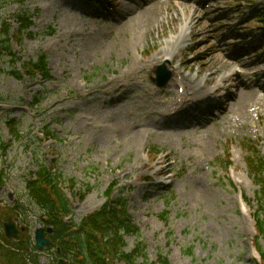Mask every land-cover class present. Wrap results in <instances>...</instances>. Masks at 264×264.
Wrapping results in <instances>:
<instances>
[{
	"label": "rangeland",
	"instance_id": "obj_1",
	"mask_svg": "<svg viewBox=\"0 0 264 264\" xmlns=\"http://www.w3.org/2000/svg\"><path fill=\"white\" fill-rule=\"evenodd\" d=\"M66 2L0 0V32L5 22L12 26L11 49L22 58L13 68L10 58L0 59L4 70L0 74L2 208L10 211L18 202L26 207L28 223L22 217L19 222L15 212L8 216L31 235L44 226L41 212L26 193L29 174L44 164L67 181L76 180L73 217L77 222L98 211L115 184L113 198L120 194L130 197L129 212L141 235L140 240L127 238L126 251L143 242L150 261L163 254L172 264H262L256 242L264 253V239L255 238L257 216L264 218V185L251 162L256 157L264 159V107L258 106L256 112L250 109L248 117H237L233 100L228 112L208 124H173L168 115L190 102L194 84L187 81L181 95L176 84L179 77L172 76L167 87L158 88L151 80L156 77V65L141 66L168 47L180 33L181 23H169L163 17L164 29L158 23L147 33L132 37L120 32L111 19L94 18L82 7ZM207 5L209 15L203 16L202 10L198 19V30L206 34L196 37L192 33L188 38V46L199 44L198 51L178 52L167 69L217 49L218 40L231 34L221 43L222 53L214 51L216 62L196 61L181 70L187 76L202 71L201 83L212 88L219 81L217 70H240L239 62H256L241 71L255 81L264 106V18L259 16L264 0H213ZM117 6L119 12L137 3L121 0ZM24 10L33 15L31 31L35 34L22 35L20 42L14 37L16 16ZM240 22L242 27L236 28ZM210 27L215 33H208ZM212 34L216 37L206 43ZM125 40L134 43L124 49ZM238 50L249 54L239 57V62L226 57L237 56ZM41 53L49 56L51 82L28 77L19 81L9 74L13 69L21 71L23 63ZM132 60L142 64L139 69L128 68L133 67ZM210 75L214 81L204 82ZM242 80L247 79L223 83L227 89L223 92H235L234 86ZM37 97L40 103L35 105ZM133 130L140 138L129 143L126 136ZM47 132L55 136L48 137ZM165 168L173 174L170 190L159 186L166 174H158ZM88 187L90 192L80 201L79 195ZM69 189L67 184L72 198ZM51 263L45 253L42 264Z\"/></svg>",
	"mask_w": 264,
	"mask_h": 264
},
{
	"label": "trees",
	"instance_id": "obj_2",
	"mask_svg": "<svg viewBox=\"0 0 264 264\" xmlns=\"http://www.w3.org/2000/svg\"><path fill=\"white\" fill-rule=\"evenodd\" d=\"M24 3V0H16ZM264 18V11L261 12ZM33 15L30 11L24 10L21 15H17L19 28L16 31V38L21 42L22 35L32 37L34 34L30 31L33 26ZM11 25L4 23L0 32V59L7 56L11 59L12 66L22 62V58L13 54L11 49ZM53 32L52 30L50 33ZM48 55L41 53L37 59H32L29 63H24L23 68L32 77L41 76L44 80H52L51 71L48 66ZM4 70L0 67V74ZM17 80H22V75L17 69L9 73ZM39 97H42L40 95ZM37 103L40 99H36ZM17 138H20L16 129ZM48 136H55L48 132ZM263 160V161H262ZM251 167L255 176L259 178L261 185H264V159L254 158ZM0 183L5 180L4 172L0 171ZM63 177L62 173L54 172L52 167L44 164L39 165L36 172H31L26 181V193L31 204H35L41 212L40 220L44 227H52L53 232L47 234L51 241V246L45 250H39L34 243L33 236L26 232L13 239H8L4 234V223L8 215L16 214L25 218V224L28 223L29 211L19 202L14 209L7 210L2 208L0 203V264H42V258L45 253L52 260L51 264H59L64 260L65 264H170L168 257L160 255L158 263L149 260L147 254V245L139 242L134 249L126 251L128 247L127 238L137 237L140 240V229L134 223L131 214L128 211L129 196L120 194L116 199L113 198L116 185L112 186L107 192V202L104 206L83 218L81 222L73 219V204L66 195L65 187L69 184L71 190L76 186V180L69 181ZM264 189V186H262ZM88 191L80 194V199L84 200ZM257 228L259 234L264 239V219L257 216ZM259 251L263 258L264 253L258 244Z\"/></svg>",
	"mask_w": 264,
	"mask_h": 264
},
{
	"label": "bare ground",
	"instance_id": "obj_3",
	"mask_svg": "<svg viewBox=\"0 0 264 264\" xmlns=\"http://www.w3.org/2000/svg\"><path fill=\"white\" fill-rule=\"evenodd\" d=\"M68 3V2H66ZM69 5H73L74 7H79L78 4L75 2H69ZM208 2L203 3V1L200 0H148L144 2L142 5H137V7L130 9L128 13H126L124 16H122L117 22H115V26L120 32L126 33L131 35L132 37L138 36L140 32L147 33L149 29L156 26L159 23V26L161 29H164V24L162 23V18H167L169 23H181L182 28L180 33H178L177 36L173 37L169 41V45L167 48H165L155 59L149 60L148 62H145L147 66H141L142 64L136 60H132L131 65L128 68L129 69H139L140 66L142 69L150 68L153 65H156V67L160 64H169L173 63L175 59H177L178 52L183 55L184 51H190L192 53H195L199 49V44L188 46L189 43L188 37L192 33H195L196 37L205 35L206 32L199 31V25L200 21L199 14L200 12H204L203 16H208L209 11H207L205 8L208 7ZM191 12V13H190ZM189 14V15H188ZM171 15V16H169ZM211 22V21H210ZM243 22H240L238 27H242ZM224 27L226 24L223 25ZM209 32L212 31V33L216 31L215 28L210 27ZM198 30V31H197ZM141 34V33H140ZM213 36H208L206 43L210 42L213 38H215V34H212ZM231 36V34H229ZM226 36V37H229ZM226 37L220 38L218 40V43L216 45L215 50H210L209 52L204 53V55H198L193 60L187 62V63H180L179 67H171L173 70L172 75L177 76L180 78V82L183 85L187 86V81L194 84V86H191L190 91L192 95L193 100H202L204 98L211 97L212 93L215 91H218L223 83L231 82L234 78H246L247 80H242L237 84V92L235 95H232V100L235 101L234 103V113L235 116H243L248 117L250 116V109L253 111H257V107H264L261 104V99L258 97V94H256V83L251 79L249 74L244 73L241 71V69L247 68L251 65H254L256 62H239V57L249 54L248 51H236L237 56L232 57V54H229L228 59L231 61L239 62L240 70L237 68H233L229 72H224L217 70L216 75L219 74V81L217 85L213 88H207L206 85H203L200 80V75L202 71H199L196 75H186L184 72H182L181 67H184L185 65L192 64L196 61H203V60H209V63L216 62L215 58V52L222 53V50L220 49L222 47V42L226 39ZM128 42L123 43L124 49H128V44H133L134 42L131 40H127ZM223 63V62H222ZM222 63H219L218 65H221ZM156 67L153 69H156ZM205 67V65L203 66ZM204 82L209 83L214 81L213 75L208 76L203 79ZM251 81V82H250ZM177 84V81H176ZM262 88V92H264ZM257 95V96H256ZM228 112V109H225L223 113ZM222 113V114H223ZM241 118V117H240ZM180 126H186V125H180ZM127 141L129 143H134L139 140L140 134L137 131H131L126 136Z\"/></svg>",
	"mask_w": 264,
	"mask_h": 264
},
{
	"label": "water",
	"instance_id": "obj_4",
	"mask_svg": "<svg viewBox=\"0 0 264 264\" xmlns=\"http://www.w3.org/2000/svg\"><path fill=\"white\" fill-rule=\"evenodd\" d=\"M164 75H162L161 73V69H159L158 71V78L157 79H153V81L160 87H163L167 84L168 80H163ZM20 229L17 225V223H15L13 221L12 217H9L8 221L4 224V233L5 236L8 239H15L19 236L20 234ZM22 231H25V228H22ZM53 232L52 228H48V229H44L42 227L37 228L34 234V242H35V246L39 249V250H44L48 247L51 246V241L46 237L47 234H50ZM60 264H65L64 260L60 261Z\"/></svg>",
	"mask_w": 264,
	"mask_h": 264
}]
</instances>
